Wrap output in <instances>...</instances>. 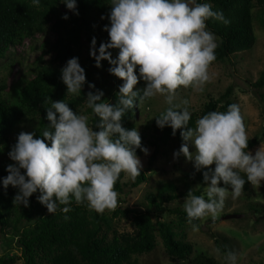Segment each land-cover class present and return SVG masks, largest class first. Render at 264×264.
<instances>
[{"label":"clouds","instance_id":"9594fccd","mask_svg":"<svg viewBox=\"0 0 264 264\" xmlns=\"http://www.w3.org/2000/svg\"><path fill=\"white\" fill-rule=\"evenodd\" d=\"M61 3L79 14L77 0ZM32 6L38 8L40 0H32ZM107 19L110 26L105 25L103 30L109 40L100 44L97 54L93 37L90 55L97 68L102 66L101 61L107 60L110 74L124 82L115 103L103 102V91H89L85 103L98 118L89 127L87 115L74 112L64 100L52 101L49 97L48 124L42 138H34L35 133H19L8 153L15 163L8 165L9 174L2 181L3 187L17 188L13 204L24 207L39 191L38 202L51 214L58 205L65 206L62 212H69L73 200L98 214L115 210L119 196L115 185L121 173L135 181L143 167L136 150L148 154V149L142 147L138 129H126L122 120L137 102L162 96L168 107L154 117L157 126L171 127L173 136L178 129H185L180 133L185 143L173 154L174 158L183 154L194 160L197 171L206 169L203 181L207 185V199L190 189L183 202L188 223L193 231H198L199 226L193 221L208 216L215 220L224 208L229 189L233 199L242 194L246 181L241 173L252 185L264 182V145L254 154L245 151L249 139L237 104L229 105L225 112H208L195 121L194 127H189L188 100L183 101L184 107L175 103L181 87L202 93L211 81L209 69L216 59L218 44L215 35L207 30L206 21L213 19L224 25L231 21L223 11H214L210 3L196 0H112ZM110 49L118 50L116 58ZM61 74L66 96L79 95L86 74L78 58L69 59ZM141 79L145 87L137 89ZM225 259L228 264H236L237 255L229 252Z\"/></svg>","mask_w":264,"mask_h":264},{"label":"trees","instance_id":"16d2710c","mask_svg":"<svg viewBox=\"0 0 264 264\" xmlns=\"http://www.w3.org/2000/svg\"><path fill=\"white\" fill-rule=\"evenodd\" d=\"M214 11H223L224 16L231 21L224 25L222 22L209 19L206 21L207 30L211 31L218 47L215 49L214 62L229 61L237 54L252 50L257 37L254 30L253 0H208ZM112 0H77L78 15L74 14L61 3V0H40V6H32V0H0V51L8 52L23 44L26 39H34L39 34L50 30L54 36L53 43L46 42L45 46L54 54V64L43 60L41 55L33 64L29 65V72L33 78L19 81V93L12 99V95L3 94L5 88L0 89V159L10 151L17 142L20 132L35 133L34 138H42L41 133L47 127L46 108L52 101H62L79 114V109L87 106L85 99L91 83V70L84 67L86 83L79 95H67L66 85L62 81V65L75 57L76 49L86 43L91 47L92 38H96V49L102 42H108V33L104 26L109 25L107 19L111 10ZM196 3H203L196 0ZM259 15L264 20V0H257ZM68 19H63L64 15ZM105 17L101 19V17ZM44 47V46H43ZM141 87L145 83L141 82ZM253 87L264 89V70ZM119 91L109 90L102 97L103 102L115 103ZM234 87L230 86L219 99H212L206 106V114L211 111L225 112L231 104ZM49 97L51 100H49ZM264 102V99H263ZM139 104L126 113L122 125L131 130L137 128L141 138L142 147H153L154 151L149 159V168L153 169L160 154L161 143L175 138L182 140L181 131L178 129L173 136L171 127L163 129L156 124V119L139 129L136 117ZM85 115L89 117V126L93 127L96 118L91 109L87 107ZM195 118L191 114L189 127L195 126ZM263 140L258 137L249 138V147L245 151L253 150ZM137 156L144 154L136 150ZM15 162L9 159L0 161V240L9 233L8 225L12 213L18 205L13 204V199L18 189L9 185L3 187V179L9 174L7 167ZM214 168V165L212 166ZM201 169L194 174H188L189 185L185 191H180L174 182L163 185L158 194H149V206L142 210L138 208H118L106 210L103 214L89 210L86 204L77 205L74 200L69 205L71 210L67 213L61 211L64 205H58L54 213H49L47 208L38 202L39 191L29 198V206L25 207L22 224L26 226L18 230V244L21 247L22 258L25 264H134L133 257L152 252L156 248L158 233L164 248L172 261L186 260L194 253L192 243L185 240V234H180L179 227L172 222H154L152 214L169 212L188 223L187 214L183 208L168 209L164 204L185 198L190 185L195 182L206 185L203 181ZM23 172V170H22ZM241 176L246 183L243 191L250 189L251 183L247 182L244 173ZM126 174L121 173L115 185L118 193H125L127 188H138L149 181L146 172L141 170V175L130 184L126 181ZM193 177V178H192ZM223 186L222 182L221 185ZM195 195H202L201 190H193ZM260 208V211H259ZM255 211L264 212V207L255 204ZM112 217H111V216ZM67 217V218H65ZM112 218L133 219L134 233L113 230ZM200 226L199 220L193 221ZM112 233V236H111ZM215 242L220 245V235L211 233ZM14 258H8L3 264H13ZM187 264H221L212 257L198 255Z\"/></svg>","mask_w":264,"mask_h":264},{"label":"rangeland","instance_id":"374dc122","mask_svg":"<svg viewBox=\"0 0 264 264\" xmlns=\"http://www.w3.org/2000/svg\"><path fill=\"white\" fill-rule=\"evenodd\" d=\"M201 1L210 3L208 0ZM253 6L254 30L257 37L255 47L250 51L231 57L229 61L213 62L209 69L211 81L205 85L204 91L202 93L195 92L191 88L181 87L177 90L175 103L184 107L183 101L188 100L187 107L197 120L206 114L205 106L212 99H219L230 86H233L232 100L240 107L248 139L258 137L263 140L251 150L254 154L260 146L264 145V89L259 90L253 87L260 72L264 70V20L258 13L257 0H253ZM54 41V34L47 30L46 33L39 34L34 39H26L22 45L8 52L0 51V89L5 88L3 94H11L12 99L18 95V82L21 79L30 80L33 78V74L29 72V65L33 64L41 55L44 54L43 60L45 62L55 63L54 54L51 53L48 46H45L46 42L53 43ZM90 48L88 44H82L76 49L75 57L78 58L82 68L88 66L91 70V83L95 85L96 91L100 90L103 93L109 90L119 91V87L124 82L110 74L108 69L111 65L107 60L101 61L102 66L97 68L95 59L90 55ZM109 51L112 52L113 58L117 57L118 50L110 49ZM62 66H66V64ZM137 75H139L138 69ZM142 81L141 79L136 86L137 89L144 88L140 85ZM167 107L168 105L162 96H156L140 103L135 121L138 128L140 130L145 128L155 119L154 117L159 116ZM86 109L87 106L80 108L79 114L85 115ZM183 143H185L183 139L179 141L175 138L164 144L161 143L160 154L153 169L149 168V159L154 148L148 147V154L144 153L139 158L143 165L141 170L147 173L149 181L138 188H127L125 193H119L116 209H147L149 194H158L163 185L168 182H174L180 191H185L189 185L188 174L192 175L198 171L194 167V160H188L183 154L174 158L173 154L179 151ZM189 149L192 152L195 151L191 144H189ZM9 152L7 151L0 161L9 159ZM126 181L129 184L132 182L128 177H126ZM206 186L195 182L189 187L192 190H201V194L207 199ZM185 198L167 202L164 206L168 209L183 208ZM255 204L264 207V182L259 186L251 184L249 191L242 190V194L237 199L232 198L231 189H229V195L225 200L222 212L215 220L211 216L199 220L198 231H193L192 225L187 222L184 223L178 215L169 212L161 214L153 212L152 219L154 222L165 221L176 224L180 234H185V240L193 244L194 253L186 260L172 261L157 233L156 248L148 254L134 256V264H187L198 255H206L221 264H228L225 257L229 252L237 255L236 264H264V212L255 211L253 209ZM24 213L25 207L18 205L10 216L9 233L0 240V264H3L8 258H14L13 264H25L17 238L20 234L18 230L22 231L26 228L24 223L22 224ZM227 215H237V218L223 220L222 218ZM111 226L113 230L120 233L135 232L133 219L112 218ZM211 233L218 234L225 239L221 240V244L218 245ZM217 249L219 252L216 251Z\"/></svg>","mask_w":264,"mask_h":264},{"label":"water","instance_id":"95a60500","mask_svg":"<svg viewBox=\"0 0 264 264\" xmlns=\"http://www.w3.org/2000/svg\"><path fill=\"white\" fill-rule=\"evenodd\" d=\"M233 218H237V215H227L225 216L224 218H222L223 220H230V219H233Z\"/></svg>","mask_w":264,"mask_h":264}]
</instances>
